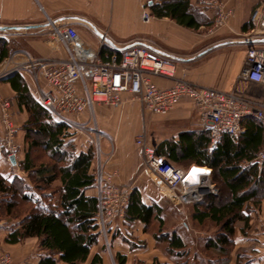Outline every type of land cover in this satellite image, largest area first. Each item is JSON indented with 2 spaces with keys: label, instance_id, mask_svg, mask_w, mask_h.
<instances>
[{
  "label": "crops",
  "instance_id": "obj_1",
  "mask_svg": "<svg viewBox=\"0 0 264 264\" xmlns=\"http://www.w3.org/2000/svg\"><path fill=\"white\" fill-rule=\"evenodd\" d=\"M148 1L0 0V26L33 27L27 30L0 32V48L3 49L5 47L4 49L7 51V57L0 66L5 65L10 60H14L16 63L26 62L27 56L32 58L66 59L67 55L64 45L60 44L58 47L53 43L51 34L55 28L72 27L77 30L82 42L99 52L100 55L106 51V54L112 52L114 56L123 49L144 47L159 55L172 59L177 58V60H174L187 69L188 79L201 86L213 87L228 92L236 91L256 99H264V86L245 84L239 78L240 71L243 68L242 62L245 61L244 57L236 59H239V62H236L237 69L234 76L230 72L226 76V66L230 65H224L227 62H221L222 64L216 65L218 57H215V55L219 53L216 51H220L219 49L225 47V45L216 48L214 46L212 47L214 49L210 52L203 55H201L203 52H200L192 58L182 56L184 51L191 52L200 44L201 36H195V38L191 30L178 25L170 18L160 19L154 17L150 7L160 4L162 0L153 2L151 5L148 4ZM222 1L228 6L236 8V17L230 25L232 29H239V31L248 23L252 9L262 2V0ZM196 2L198 0H190L191 5H196ZM146 8L150 13L148 22L143 20V13ZM246 35H251V33H244V36ZM102 36L110 40L113 45L105 42ZM243 44L246 46L264 47V36L257 35L253 40H247ZM222 51H224L225 55L227 54L225 50ZM19 74L23 77L33 97L37 99L35 88L30 83L28 75L25 72H20ZM156 81L161 87L170 86L169 82L164 80L159 79ZM0 92L4 98L11 102V112L18 128L17 143L21 151H23V156H25L24 152L26 153L29 149V144L26 140V126L31 118L30 112L20 104L17 92L8 81L1 82ZM104 108L96 106L92 110L93 112L84 113L77 121L85 127L90 120L91 113H94L100 122L104 120L106 111L113 112L116 115L117 135L120 137L116 136L113 138L112 159L106 161L105 171H103L104 175L113 174L115 175L114 182L117 185L125 188L130 186L131 191L137 189L142 202L147 206L159 204L164 209L161 202L167 200L178 210H190L191 208L193 210L194 207L192 205L184 208L176 205L168 193H165L164 187L144 172L142 159L136 145V139L141 134L140 106L133 100H127L119 107L109 108L110 111ZM159 118H162L164 122L176 123V130L169 137L161 139L159 143L166 140L177 142L183 133L201 132L203 130L200 126L197 111L189 101L182 102L168 116H159ZM69 131L72 135L66 139V142L71 141L74 143L76 155L86 153L90 148H93V140L90 136L85 133L76 134L70 128ZM3 134L4 129L0 114V137ZM135 136L134 152L132 154L124 148L121 137L124 140L132 141ZM215 142L212 140V144ZM151 143L154 145L153 142ZM96 165L99 166L100 164L96 163ZM192 165L197 164H191L183 168L185 169ZM0 172L7 181H10L12 177H18L29 183L27 181L28 175L21 170L18 160L13 165L11 161L0 155ZM91 172L95 174V159ZM55 185L58 188L62 187L59 181ZM95 187L88 189L86 195L98 198L97 188ZM58 196L59 193H56L54 200ZM253 210L260 214H258V220H252L251 228H248L246 233L242 234L240 231L237 233L238 241H235V249H244L243 251L247 252V256L250 257L251 264H264V201L260 207ZM145 227L146 225L141 221L132 223L119 222L109 226L107 230L109 235L106 236L105 231L98 226L96 231L99 236L98 242L91 248L88 259L79 264H92L96 256L102 258L103 264H118L121 257L126 258L125 264H174L173 260L171 261L168 250L165 251L158 247L160 243L164 242H158L154 234L149 232L150 228L146 229ZM10 229L12 228H0V255L4 252H9L13 258V264H42L48 258L49 251L44 250L40 246L38 238H26L17 243L9 242ZM127 234L131 237V240L127 238ZM54 259L55 264H67L60 260L59 255H55ZM233 259L236 260V255H234Z\"/></svg>",
  "mask_w": 264,
  "mask_h": 264
},
{
  "label": "trees",
  "instance_id": "obj_2",
  "mask_svg": "<svg viewBox=\"0 0 264 264\" xmlns=\"http://www.w3.org/2000/svg\"><path fill=\"white\" fill-rule=\"evenodd\" d=\"M150 10L154 17L170 18L189 30L197 31L207 26L206 17L191 5L190 0H162L160 4L152 5ZM253 29L254 24L250 22L244 25L242 31L249 33ZM4 48H0V64L7 57ZM115 55L120 57L121 52ZM100 56L108 61L113 54H106L105 51ZM3 81L11 83L20 104L31 115L26 126L29 149L19 161V166L34 185L26 184V180L18 177L9 184L0 172V192L11 198L4 209L7 215H14L19 199L22 203L33 205L18 226L10 229L8 241L17 243L26 238H38L40 246L49 251L42 264H55V255L67 264L83 263L99 237L96 232L99 200L86 195L88 189L96 186V176L91 172L94 148L75 154L74 143L66 142L72 135L69 127L55 120L38 98L33 97L21 74L15 73ZM243 126V133L223 135L214 144L210 132L203 129L201 132L183 133L177 142L166 140L154 145L159 156L176 166L197 164L213 170L214 181L223 192L220 196L208 197L201 204L192 205V218L202 225L210 222L219 229L217 236L203 241L206 251H214L222 257L220 264H227L229 260L237 226H241V232L246 233L251 216L256 211L253 209L260 207L264 201V162H254L264 142V131L257 120H245ZM58 181L62 187H55ZM56 193L59 196L54 200ZM163 210L159 204H144L135 189L130 195L125 219L130 223L141 221L146 229L158 223L160 228L155 239L167 243L168 254L176 258L175 264H194L195 260L192 262L189 258L190 246L187 249L183 236L177 232H164ZM241 258L244 257L238 255V264H251L250 261L241 262ZM118 262L125 264L126 258L121 257ZM92 264H103V260L96 256Z\"/></svg>",
  "mask_w": 264,
  "mask_h": 264
},
{
  "label": "built area",
  "instance_id": "obj_3",
  "mask_svg": "<svg viewBox=\"0 0 264 264\" xmlns=\"http://www.w3.org/2000/svg\"><path fill=\"white\" fill-rule=\"evenodd\" d=\"M161 0H149L148 4ZM211 7H221L219 0H205ZM230 13H221L218 23H227ZM144 22L150 20L147 9ZM250 21L264 33V4L255 9ZM222 26V25H221ZM256 33V32H254ZM259 35V34H256ZM51 40L58 47L64 45L66 59L32 58L16 63L10 60L0 66V84L9 76L25 72L35 88L39 102L51 116L74 132L84 134L86 128L77 121L96 106L116 108L133 100L145 115L168 116L184 101L193 104L200 126L210 132L213 142L223 135L237 136L244 132L245 120H257L264 131V99H256L236 91L201 86L188 79V72L174 59L159 55L144 47H130L120 57L104 61L100 53L85 45L77 30L72 27L55 28ZM245 84L264 86V51H252L245 60L239 76ZM169 82L161 87L156 80ZM11 102L0 92V114L4 135L0 138V155L8 160L17 157L15 126ZM136 145L144 172L164 187L171 200L184 208L203 203L215 196L218 190L213 183V170L192 165L176 167L159 156L145 128L137 137ZM254 162H264V142ZM115 175L100 173L96 178L99 211L96 222L105 230V222L124 220L131 189L117 185ZM0 264H13L12 255H0Z\"/></svg>",
  "mask_w": 264,
  "mask_h": 264
},
{
  "label": "rangeland",
  "instance_id": "obj_4",
  "mask_svg": "<svg viewBox=\"0 0 264 264\" xmlns=\"http://www.w3.org/2000/svg\"><path fill=\"white\" fill-rule=\"evenodd\" d=\"M219 1L221 3V7H216V8L211 7L210 5L206 4L205 0H203V1L198 0V2H196V5H194V7H195V9L197 8L198 11L200 13H202L203 16L206 17L205 24L207 23L206 24L207 26L201 27L197 31L191 30L194 34V37L195 36L196 37L201 36L200 44L198 46H196L194 48V50L191 52L184 51L182 56L184 55L185 58H187V57L192 58V57L196 56L198 53H200V52L202 53V52H204V50L205 51L209 50L214 46L215 47L216 46L222 47L225 45V47H222L219 49L220 51H216V52L221 53V54L218 53L215 55V57H218V63L216 65H219V63H221V62L222 63L227 62L224 65H227V64H230V65H228L229 67L226 66V70H227L226 76L228 75L229 72L232 73V75L234 76L236 74L235 71L237 69L236 68V62H239L238 60L240 58L244 57L246 60V57L250 52H252V51H264V47H262V46H254V45H250V46L247 45L246 46L243 44V42H245L247 40H253L255 37H257L256 34H259L258 36L262 37V36H264V33L260 32V30H257L258 28L255 27V25H254V29L251 32H249V33H251V35H248V36L247 35L244 36V32L242 30L239 31V29L238 30L232 29L230 24L235 19L237 10H236V8L228 6L227 4H225L222 0H219ZM262 4H264L263 0L256 7H254L252 9L250 16H249L248 23L251 22L250 18H251L252 12L255 9H257L259 6H261ZM144 8H145V6H144ZM221 13H226V14L230 13L232 17L229 19V21L227 23L225 22L223 24H220V23H218V19L220 18ZM254 32H256V33H254ZM222 50H225V52H227V54L225 55V53H223L224 51H222ZM237 58H239V59L236 60ZM244 63H245V61L242 62L243 66H244ZM182 68H184V67H182ZM186 71H187V69H186ZM240 73H241V71H240ZM101 108H104V107L101 106ZM104 109L110 111L109 108L107 109V107H105ZM91 112H93V111L91 110ZM140 112L142 114L141 115L139 113V117L141 120L140 121V125H141V132L140 133H142L143 130H145V128H146L148 131L150 141L153 142L155 146L160 142L161 139L169 137L176 130V123L172 124L170 122H164V120L162 118H159V116H147L142 112V110H140ZM146 116H147V118H145ZM115 120H116V115L113 112H107L106 111L104 113V120H101V122L98 121V119L95 117L94 113H91L90 120L88 121V123L85 126V128L87 129L85 134H87V136H90L93 140L92 145H93V148H94L95 153H96L95 174L97 177L100 173H103V171H105L104 169H105L106 161L112 159V148H113L112 141H113V138H115L116 136H119V135H117V132H118L117 126L118 125H117V123H115ZM14 121H15V119H14ZM15 126L17 127L16 122H15ZM75 133L78 134L79 132H75ZM136 136H138V135H136ZM136 136L132 138V141H128L127 139L124 140L123 137H121V139H122L121 142H123L124 148L131 153L134 152L133 148H134V140H135ZM16 138H17V134L14 138V140H15L14 145H15V147H17L18 152H17V157L14 159L18 160V163H19V161H20L19 159L24 158V156H23V151H21V149L17 143ZM38 154H36V155H38ZM24 155H25V152H24ZM1 156L5 157L8 160L7 154L5 152L2 153ZM135 156H136V154H135ZM115 159L117 160V158H115ZM96 163H99L100 165L97 166ZM176 167H178L180 169H184L181 166H176ZM13 181H14V177H12L11 180L8 182H9V184H11ZM27 181L29 183L25 182L26 184H32V182L29 178L27 179ZM213 181H214V177H213ZM214 185H215V189L218 190L217 195L220 196L221 193L223 192V189L221 188L220 185H218V183L216 181H214ZM126 188L131 189L130 186H127ZM263 188H262V190L264 192ZM222 195H223L222 197H224V194H222ZM10 199L11 198L4 196L0 192V228H3V229L9 228V227L13 228L14 226H18L22 217L26 216L31 211V209L33 208L32 204L22 203L21 200L19 199L17 201L18 208L16 211H13V214L18 215V217L16 218V217H14V215H7V210H4V209H5L6 203H8ZM161 203L163 204V207H164V210H163V212H164L163 216L165 219V225L163 226L164 232H177L183 236L184 240L186 241V243L188 245L187 249L190 246L191 257H189V258L192 259V262L195 260L194 264H220L222 257L218 253H215L214 251H206L205 250V242H204L206 239H208V237L217 236V234L219 233V229H216L215 226L210 222H205V224L202 225V224H199L197 221H195L192 218V215H193L192 208L190 210L189 209L178 210V208L173 206L167 200H164ZM254 209H256V208H254ZM254 213L255 214L253 216H251L249 229L251 228L252 220L253 219L258 220V214L259 213H256V212H254ZM125 221H126V219L119 220V221L106 220L105 228H104L105 229L104 230L105 235L106 236L109 235L108 234L109 232L107 231L109 226H111L113 224H117L119 222H125ZM149 228H150L149 232L153 233L155 236V233L158 232L160 226L158 223H153L151 225V227H149ZM239 231H240V233H242L241 232V226L238 225L237 229H236V234L234 236V245L229 250V254H228L229 260H228L227 264H238V261H237L238 255L244 257V258H241V262H245V261L249 262L250 261V257L247 256V252L243 251L244 249H235V241L236 242L238 241L236 235ZM106 238H108V237H106ZM127 238H129L131 240V237L128 234H127ZM124 239L127 240L126 238H124ZM158 247L161 249H164L166 251L167 250L166 249L167 243H165V242L162 244L160 243L158 245ZM234 255H236V260L233 259ZM169 256L171 257V261L173 260L174 264L177 263L174 255L170 254ZM231 260H233V261H231Z\"/></svg>",
  "mask_w": 264,
  "mask_h": 264
},
{
  "label": "water",
  "instance_id": "obj_5",
  "mask_svg": "<svg viewBox=\"0 0 264 264\" xmlns=\"http://www.w3.org/2000/svg\"><path fill=\"white\" fill-rule=\"evenodd\" d=\"M31 28H33V27H32V26H25V27L0 26V32H6V31H9V30H21V29H26V30H27V29H31ZM102 38H103V40H104L105 42H107L108 44L113 45V43H112L110 40H108L105 36H102ZM216 47H218V46H216ZM216 47H214V48H216ZM214 48H211V49H209V50H206V51L203 52L201 55L210 52V51L213 50ZM174 59L177 60V58H174ZM10 161L12 162L13 165L16 164V160H15L14 158H10Z\"/></svg>",
  "mask_w": 264,
  "mask_h": 264
}]
</instances>
